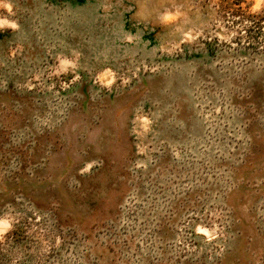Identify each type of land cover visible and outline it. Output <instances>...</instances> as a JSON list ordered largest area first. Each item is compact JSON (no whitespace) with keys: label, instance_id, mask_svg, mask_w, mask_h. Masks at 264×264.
Wrapping results in <instances>:
<instances>
[{"label":"rangeland","instance_id":"obj_1","mask_svg":"<svg viewBox=\"0 0 264 264\" xmlns=\"http://www.w3.org/2000/svg\"><path fill=\"white\" fill-rule=\"evenodd\" d=\"M0 264H264V0H0Z\"/></svg>","mask_w":264,"mask_h":264}]
</instances>
